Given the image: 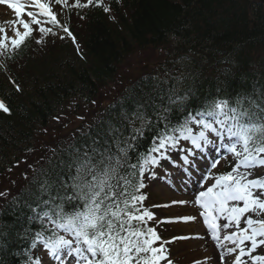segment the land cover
I'll return each instance as SVG.
<instances>
[{
	"label": "snow or ice",
	"instance_id": "1",
	"mask_svg": "<svg viewBox=\"0 0 264 264\" xmlns=\"http://www.w3.org/2000/svg\"><path fill=\"white\" fill-rule=\"evenodd\" d=\"M5 3L18 20L12 36L0 28V72L13 86L0 91V113L11 116L12 96L23 92L11 62L23 58V49L30 42L43 50L49 42L70 39L83 59L71 15L83 20L85 9H110L104 0ZM190 59L181 56L173 63ZM166 77H151L155 83L148 90H133L118 105H109L105 116L56 146L38 142L24 149L25 155L7 170L25 164V184L14 195L8 188L0 191L5 202L0 205V245L7 247L14 235L25 245V264H43V257L33 254L38 248L54 264H174L167 246L190 237L163 240L150 222L196 217L157 221L152 209L190 202L145 206L149 197L144 190L152 180H167L169 167H179L189 177L192 169L200 171L195 181L200 190L191 203L202 209L199 215L218 250L217 264H264V84L227 95L217 88L197 98L185 85L188 73L177 68ZM197 158L207 171L197 168ZM221 160L228 161L230 170L214 172ZM5 215L15 224L3 222Z\"/></svg>",
	"mask_w": 264,
	"mask_h": 264
},
{
	"label": "trees",
	"instance_id": "2",
	"mask_svg": "<svg viewBox=\"0 0 264 264\" xmlns=\"http://www.w3.org/2000/svg\"><path fill=\"white\" fill-rule=\"evenodd\" d=\"M104 3L109 6L108 12L90 7L81 12L83 20L75 13L71 15L80 22V28L71 30L83 59L72 41L51 44L43 50L30 42L23 49V58L18 56L11 62L12 75L18 77L23 92L12 96L11 116L0 113V175L31 146L39 127L70 107L69 102L75 98L87 102L94 99L101 87L114 82L125 58L137 51L162 50L159 62L163 64L133 79L95 118L105 116L109 105H118L133 90L136 94L142 88L148 90V85L155 83L151 77L167 78L166 73L177 68L189 74L185 85L192 86L197 98L217 88H223L227 95L241 87L250 88L253 83L264 84V8L257 0ZM181 56L191 59L174 64ZM5 90L12 91L13 86L0 72V91ZM148 143L145 140L144 147ZM3 222L15 224L11 215H5ZM24 246L13 235L7 247L0 245V264H25Z\"/></svg>",
	"mask_w": 264,
	"mask_h": 264
},
{
	"label": "rangeland",
	"instance_id": "3",
	"mask_svg": "<svg viewBox=\"0 0 264 264\" xmlns=\"http://www.w3.org/2000/svg\"><path fill=\"white\" fill-rule=\"evenodd\" d=\"M19 2L26 5L30 4V0H19ZM6 6L5 8L2 6V9L0 10V28L6 29V34L8 36H12V29L18 26V20L15 11L8 5ZM23 18L28 19L26 16ZM70 27L80 28V22L72 18ZM62 42L63 41L58 40L56 44ZM51 44L52 43L49 42L45 49H48ZM160 53L162 54L163 51L144 49L137 51L132 55H128L123 63L119 66L114 82L99 89L98 94L92 100L96 101L95 104L91 102L90 104L86 105L83 99L75 98L69 102L72 103L70 107H68L64 112L62 111L56 115L63 117L60 122H57L53 119L47 124V126L42 128L46 131H40V129L37 131L39 135H35L32 146L37 145L38 142L40 144H44L46 142L47 146L53 145L59 142L62 138H68L77 128H81L88 124V122H91L97 116V113L102 108H104L107 103L110 102V100L118 95L121 89L123 90L124 86H127L129 83H131L134 78L150 72L151 70L153 71V67L159 61ZM80 116H83L84 120L78 119ZM230 160L231 157L229 156L228 161ZM228 161H221L217 169H214L213 171L218 173L221 170H230ZM177 163L180 164L182 162L177 160ZM25 170V164H21L19 167H13L11 172L8 170H3V173L0 175V191H3L5 188L12 190V193L17 191L18 188L25 182L22 175ZM169 171L172 173V175L169 176L167 180L156 179L148 182L149 186L146 189V193L149 198L145 202L146 206H151L153 204L171 205V202L174 200H185L189 201L190 203L185 205L175 204L171 205L170 207L152 209L156 214L157 221L176 220V218L182 216L196 217L195 214L201 211L199 206L191 203L194 198L190 197L189 195H185V193H181L179 186L176 183V180L181 178L185 173L181 170V168L178 167H169ZM203 171H207V169ZM195 173V169L191 170L192 176L195 175ZM159 175L162 176L163 174L160 173ZM169 180L171 183L168 182ZM11 181H15V185H13ZM2 201L3 200L0 199V202ZM180 222L181 221L158 224L155 222H150V226L156 227L158 234L161 235L163 240H171L172 237H177L178 235L186 236L189 231L196 228L193 221L187 223V225L185 222L181 225ZM189 237V239L176 240L167 246L170 250V258L174 261V264H194L196 261H199L200 264H211L210 256L213 254V251L216 252V250L212 249L209 252H202V243L198 242L196 239H193L191 236ZM38 252L41 253L40 250H38ZM42 252L44 253V251ZM46 257L48 264H54V262L49 260L47 254L43 258V263L46 261ZM162 264H164V262H162Z\"/></svg>",
	"mask_w": 264,
	"mask_h": 264
},
{
	"label": "bare ground",
	"instance_id": "4",
	"mask_svg": "<svg viewBox=\"0 0 264 264\" xmlns=\"http://www.w3.org/2000/svg\"><path fill=\"white\" fill-rule=\"evenodd\" d=\"M5 8V7H4ZM2 9V6L0 5V10ZM237 45H239V44H237ZM199 186V185H198ZM200 189H198V190H196L195 192H197V191H199ZM210 234H209V232L207 231V230H203L202 231V234H200V236H201V241L203 242V245H202V247H203V249H206V250H209L210 248H212V245L209 243V242H207V237L209 236ZM206 243H205V242ZM215 253V251L213 252V254ZM213 259H214V261H217V259H216V257H215V255H214V257H213Z\"/></svg>",
	"mask_w": 264,
	"mask_h": 264
},
{
	"label": "water",
	"instance_id": "5",
	"mask_svg": "<svg viewBox=\"0 0 264 264\" xmlns=\"http://www.w3.org/2000/svg\"><path fill=\"white\" fill-rule=\"evenodd\" d=\"M259 2L264 4V0H259Z\"/></svg>",
	"mask_w": 264,
	"mask_h": 264
}]
</instances>
